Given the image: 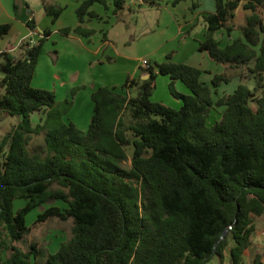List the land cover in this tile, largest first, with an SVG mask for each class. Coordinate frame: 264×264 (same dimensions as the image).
Masks as SVG:
<instances>
[{"label":"trees","instance_id":"obj_1","mask_svg":"<svg viewBox=\"0 0 264 264\" xmlns=\"http://www.w3.org/2000/svg\"><path fill=\"white\" fill-rule=\"evenodd\" d=\"M108 1L114 13L125 9L126 0H82L78 21L98 18L91 5L107 8ZM239 1L214 0L198 44L238 74L214 73L206 83L202 69L175 62L168 52L149 64L146 79L126 78L122 88L136 85L134 94L96 87L86 130L63 120L70 99L56 101L54 90L32 84L50 29L33 43L23 40L18 57L0 52V116L19 117L0 137V264H207L214 256L223 263L227 252L230 264H245L254 218L264 213V0H245L249 12L237 26ZM42 2L54 22L63 7ZM27 25L34 29V20ZM221 28L240 35L221 45L214 37ZM9 29L0 23V37ZM61 31L95 32L80 24ZM243 66L252 87L239 73ZM158 73L170 77L179 107L151 99ZM233 75L240 81L232 91H218ZM174 80L189 92H179ZM217 107L219 118L209 122ZM35 112L43 117L33 124ZM39 133L44 153H30L28 139ZM15 199L24 203L15 207ZM57 200L64 208L52 204ZM45 203L35 221L71 217L72 235L53 252L43 254L35 243L24 251L13 242L29 230L27 213ZM249 264H262L261 254Z\"/></svg>","mask_w":264,"mask_h":264},{"label":"crops","instance_id":"obj_2","mask_svg":"<svg viewBox=\"0 0 264 264\" xmlns=\"http://www.w3.org/2000/svg\"><path fill=\"white\" fill-rule=\"evenodd\" d=\"M48 1H54L63 7L61 14L54 22L51 21V15L45 12L42 0H0V23L10 24L9 31L0 37V52L8 51L18 57L22 54V48L19 47V44L23 40L29 39L33 43L44 30L50 29L51 33L47 36L39 54L32 84L36 87L54 90L56 101L70 99L71 106L67 113L63 115V120L66 122L71 121L78 128L86 130L93 109L90 94L96 87L106 85L117 92L126 93L137 87L132 85V87L122 88L127 77L143 79L141 76H146L144 74L147 72L146 68L141 65V62L135 61L127 50H119L121 47L119 48L109 35V29L112 28L114 37L119 36L117 22L123 20L124 16L130 13L131 7L125 4V9L119 13H114L113 5L110 1L107 3V8H104L99 2H95L90 9L98 13L99 17H85L83 22H79L75 9L82 0ZM202 1L196 3L195 11L192 12H189L190 6L185 2L182 9L190 14L193 12L195 14L190 19H186V14H183L178 27L179 34L181 36L183 34L181 43L186 45V47L183 48V53L178 59L174 55L175 51L169 52H172L171 60L184 62L202 69L201 79L209 83L212 75L216 72H222L225 66L212 60L206 51L198 49L199 41L204 38L206 31L203 15L215 9L214 0ZM244 2L245 0L239 1V5L235 9V16L238 8L242 7L241 4ZM166 3V5L170 4L172 8L176 9L181 2L173 4V0H171ZM242 9L244 8L242 7ZM248 12L247 9L243 10L245 15ZM31 18L35 22L34 29L27 25V21ZM78 24L85 28L93 29L95 32L90 36H83L74 32L65 34L61 31L65 27L73 28ZM225 35L227 36L226 38H224ZM239 35L240 31L238 29H233L227 34L221 28L214 33V37L221 45L230 42ZM128 46V42L127 45L122 44L123 48ZM167 53L168 51L165 50L159 57H155L152 54L153 62L165 60ZM146 60L151 64L150 59ZM210 64L218 67L216 72L209 69L208 66ZM158 75L166 74L158 73ZM164 77L161 79L165 81L168 87L171 79L168 75ZM42 85L49 87H43ZM173 85L179 92H189L188 88L179 80H174ZM57 88L60 90L59 92H57ZM58 93L61 95L60 98H58ZM173 102L174 107H179L181 104L180 99L176 97H174ZM42 117V112L31 114L32 123L41 122ZM261 235H264V229L255 224V230L251 234L250 246L244 255L245 264L251 263L256 254H261V262L264 264V252H261L262 249L259 246L252 248V245H255L257 240L262 237ZM250 249L253 250V255L250 256L252 258L248 256ZM246 259L249 261L245 262Z\"/></svg>","mask_w":264,"mask_h":264},{"label":"rangeland","instance_id":"obj_3","mask_svg":"<svg viewBox=\"0 0 264 264\" xmlns=\"http://www.w3.org/2000/svg\"><path fill=\"white\" fill-rule=\"evenodd\" d=\"M167 1L171 0H135L134 2L130 0H126V5L131 7V11L129 14H126L123 20L117 22V29L119 30V36L114 37L113 29H109V35L115 41L116 45L120 48L119 50H127V52L132 56L135 61L142 62L143 59H150L151 64H153L154 60H152V54L155 57H159V55L167 50L175 51L173 54L178 59L179 56L183 53V48L186 45H182V36L178 32L179 24L182 20V15L186 14V19H190L195 16L194 12L190 14L189 12L195 11V7H192L193 3H197L202 0H180L181 2L178 7L172 8V5H166ZM189 4V12L183 10L184 4ZM203 3V1H202ZM242 6V4H241ZM242 7L238 8L237 15L233 19L237 26L241 25L244 22L245 14L243 13ZM261 15L264 17V5L261 7L260 11ZM191 15V16H190ZM236 30V29H235ZM227 36L225 35L224 38ZM128 47L123 48L122 44L127 45ZM172 49V50H170ZM209 69L217 71L218 67L213 64H210ZM221 69V68H219ZM227 71L229 74H238L235 70L229 69L225 67L222 71ZM217 73V72H216ZM240 75L243 79L249 82L250 86L254 85V80L250 78V76H246L247 70L246 67H242L239 71ZM166 75H158L156 77V85L155 89L152 92L151 99L162 101L167 105L175 106L173 103L174 96L169 92L167 84L165 81H162ZM2 74L0 73V78ZM138 77V76H137ZM238 75H233L227 83H221L218 91H226L230 92L235 87V85L240 81ZM180 84V83H179ZM43 87H49L42 85ZM136 88H132L130 94H134ZM57 88V92H59ZM60 94L58 93V98H60ZM220 108H213L210 112L209 122H213L218 119L220 116L219 113ZM125 120H130V115L128 112L124 114ZM19 120L18 116H11L7 114H2L0 116V137H2L12 125L16 124ZM28 150L30 153H44V142H43V133L32 134L28 139ZM127 153L130 158L131 156V148H127ZM24 203L23 199H15L14 205L15 207H19ZM57 205L61 208H64L65 203L57 200L52 202V204ZM49 204L45 203L40 208H34L30 210L26 215V224L29 226L28 232L24 235V239L21 241L13 242L15 245L20 247L22 250L27 251L31 243H35L36 246L40 249L41 253L45 254L47 252H53L58 248V245L61 241L66 240L72 235V227L73 220L71 217L63 220L56 216H50L44 221L36 222V215L42 211L44 208L48 207ZM255 224L264 229V214L262 216H256L254 218ZM257 240L255 245H252V248L255 246H259L264 252V235ZM230 241V245L232 241ZM253 255V250H249L248 256ZM45 257V256H44ZM44 257H42L44 259ZM228 252L224 262L221 263L216 256H214L207 264H230L228 258ZM252 258V257H250ZM248 258V259H250ZM246 259L245 262L249 260ZM264 260V255H263Z\"/></svg>","mask_w":264,"mask_h":264},{"label":"built area","instance_id":"obj_4","mask_svg":"<svg viewBox=\"0 0 264 264\" xmlns=\"http://www.w3.org/2000/svg\"><path fill=\"white\" fill-rule=\"evenodd\" d=\"M132 2H134L135 0H130ZM141 65L144 67V68H148L149 66V62L146 60V59H143L142 62H141Z\"/></svg>","mask_w":264,"mask_h":264},{"label":"water","instance_id":"obj_5","mask_svg":"<svg viewBox=\"0 0 264 264\" xmlns=\"http://www.w3.org/2000/svg\"><path fill=\"white\" fill-rule=\"evenodd\" d=\"M144 74H145L146 76H141V77H142L143 79H146V78L149 76V73H148V72H145ZM224 233H226V230L223 232V234L220 236V238L223 237Z\"/></svg>","mask_w":264,"mask_h":264}]
</instances>
